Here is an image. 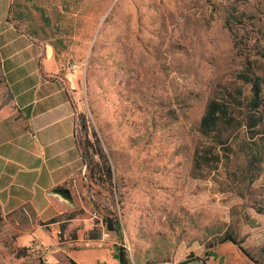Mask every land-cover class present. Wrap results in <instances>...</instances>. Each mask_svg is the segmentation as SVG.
I'll return each mask as SVG.
<instances>
[{
	"label": "rangeland",
	"instance_id": "rangeland-1",
	"mask_svg": "<svg viewBox=\"0 0 264 264\" xmlns=\"http://www.w3.org/2000/svg\"><path fill=\"white\" fill-rule=\"evenodd\" d=\"M10 18L74 76L77 142L83 114L113 191L83 165L55 242L0 208V264H264V0H12Z\"/></svg>",
	"mask_w": 264,
	"mask_h": 264
},
{
	"label": "crops",
	"instance_id": "crops-1",
	"mask_svg": "<svg viewBox=\"0 0 264 264\" xmlns=\"http://www.w3.org/2000/svg\"><path fill=\"white\" fill-rule=\"evenodd\" d=\"M11 1L0 0V208L9 224L47 233L43 224L50 220L67 222L83 175L75 141V78L63 76L48 46L14 24ZM48 228L55 242L58 229ZM77 251L63 253L71 258Z\"/></svg>",
	"mask_w": 264,
	"mask_h": 264
},
{
	"label": "trees",
	"instance_id": "trees-1",
	"mask_svg": "<svg viewBox=\"0 0 264 264\" xmlns=\"http://www.w3.org/2000/svg\"><path fill=\"white\" fill-rule=\"evenodd\" d=\"M2 80V78H1ZM254 96L257 98L258 90H254ZM215 110V109H213ZM219 116V115H218ZM217 114L215 115L214 112L210 113L209 118L204 117L202 119L203 124L207 127L211 125H215L218 120ZM79 120L81 123V130L84 132V137L82 140L77 142L75 139L79 154L81 157L82 164L86 166L88 171V178L91 183L106 186L109 192L113 191V173L111 164L109 162L108 156L105 153L99 138L96 136L95 132L92 130L88 119L83 114L79 115ZM73 212L68 214L66 217L67 222L64 223H57V219H52L49 222L43 224L45 231H49V225L55 224L57 227L56 236L60 239L64 237V231L66 230L68 224L71 220L74 219ZM106 229L109 232H113L116 235L120 236V230L118 226V222L116 217L113 218H105ZM89 239V238H88ZM91 240H96V237H91ZM231 242L234 245H237L239 250L246 254L244 249L240 246V244L234 240L231 236H227L222 240V242ZM68 258V257H67ZM118 259L120 264H128L127 259L125 257L124 250H120L118 252ZM69 264H77L71 258H68Z\"/></svg>",
	"mask_w": 264,
	"mask_h": 264
},
{
	"label": "built area",
	"instance_id": "built-area-1",
	"mask_svg": "<svg viewBox=\"0 0 264 264\" xmlns=\"http://www.w3.org/2000/svg\"><path fill=\"white\" fill-rule=\"evenodd\" d=\"M79 70V67H77L76 65L72 66V71L73 73H77V71ZM103 237H107V234H104Z\"/></svg>",
	"mask_w": 264,
	"mask_h": 264
}]
</instances>
